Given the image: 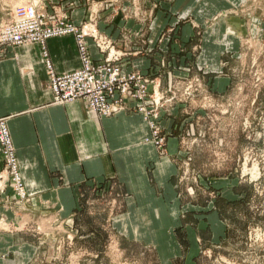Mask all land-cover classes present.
<instances>
[{
  "label": "rangeland",
  "instance_id": "obj_1",
  "mask_svg": "<svg viewBox=\"0 0 264 264\" xmlns=\"http://www.w3.org/2000/svg\"><path fill=\"white\" fill-rule=\"evenodd\" d=\"M29 1L0 0L4 13L0 24L16 5ZM232 1L202 21L185 10L172 12L174 19L161 29L158 41L173 45L175 64L164 66L160 78L131 68L148 79L147 99L140 103L143 110L137 109L139 99L123 102V108L133 102L131 110L147 127L141 140L150 141L161 154L167 138L176 137L178 196L197 204L215 198L225 224L218 241L209 242L207 233L201 232L197 251L188 258L181 251L171 264H264V0ZM87 2L88 10L95 13L108 5L139 22L147 23L153 16V6L143 8L142 0ZM206 8L201 4L196 12L203 14ZM219 20L225 28L218 39L222 49L217 64L210 66L213 51L202 54L200 61L198 56L203 34L212 24L215 31ZM185 50L192 54L187 61L182 57ZM224 189L236 196L230 197ZM24 193L18 199L14 190L0 191V232L28 234V244L16 257L9 251L2 260L5 264H163L153 248L126 240L120 228L107 220V213L111 218L121 213L127 195L123 190L88 200L76 225L70 218L60 220L56 205H40L36 195L25 189Z\"/></svg>",
  "mask_w": 264,
  "mask_h": 264
},
{
  "label": "crops",
  "instance_id": "obj_2",
  "mask_svg": "<svg viewBox=\"0 0 264 264\" xmlns=\"http://www.w3.org/2000/svg\"><path fill=\"white\" fill-rule=\"evenodd\" d=\"M211 1L142 0L143 8L153 6V16L147 23L117 14L107 5L95 13V23L115 47L124 51L120 58L123 72L136 68L160 78L164 66L172 68L175 64L173 45L166 40L158 41L161 29L174 19L171 13L185 10L202 21L234 2ZM87 3V0H41L38 7L47 14L56 11L79 23L89 13ZM201 4L207 5V11L199 15L196 8ZM2 20L4 13L0 8ZM216 24L215 31L212 24L203 34L198 56L200 61L202 54L213 51V65L205 60L210 66L217 64L222 49L218 39L225 29L222 20ZM188 29L187 26V33ZM86 42L90 56L99 58L91 39ZM234 44L233 41L231 47ZM43 49L45 57L37 43L0 48V116L9 126L23 188L36 195L40 205H56L59 219L70 218L75 225L93 198L110 190H123L127 195L121 213L112 218L107 213V220L120 228L126 240L153 248L163 264H171L179 253L184 252L188 258L197 251V235L201 232L207 233L209 242L218 241L225 224L219 216L217 200L197 204L178 196L174 182L179 152L176 137L167 138L165 154L150 141H142L147 127L141 115L131 110L132 101L110 116L96 115L80 100L53 102L44 58L56 73L77 68L79 58L72 34L47 38ZM191 55L185 50L182 57L187 61ZM1 163L0 159V167ZM223 191L230 197L236 196L230 190ZM6 215L14 219L11 213ZM27 235L21 231L0 232V264H5L2 260L9 251L13 250L16 257L24 249Z\"/></svg>",
  "mask_w": 264,
  "mask_h": 264
},
{
  "label": "built area",
  "instance_id": "obj_3",
  "mask_svg": "<svg viewBox=\"0 0 264 264\" xmlns=\"http://www.w3.org/2000/svg\"><path fill=\"white\" fill-rule=\"evenodd\" d=\"M72 34L77 48L79 66L73 70L56 73L48 59L44 58L47 86L53 102L82 101L88 110L98 116H110L123 108L126 98L139 99L138 110L147 99L148 79L138 71L121 70L122 52L114 48L112 40L102 33L95 23V12L74 23L66 16L47 14L35 5H19L0 24V48L25 43L41 46L47 38ZM90 38L100 53L92 58L86 39ZM141 99V101H140ZM0 191L14 190L18 199L24 197V188L15 159L14 147L6 126L0 116ZM20 200L17 201L19 203Z\"/></svg>",
  "mask_w": 264,
  "mask_h": 264
},
{
  "label": "bare ground",
  "instance_id": "obj_4",
  "mask_svg": "<svg viewBox=\"0 0 264 264\" xmlns=\"http://www.w3.org/2000/svg\"><path fill=\"white\" fill-rule=\"evenodd\" d=\"M21 0H12V2H20ZM27 3H29V4H26V5H35V6H39L38 5V2H33V1H30V2H27ZM19 5H21V4H19ZM19 5H16L15 7H14V9L17 7V6H19ZM39 8V7H38ZM13 9V10H14ZM5 122H6V120H5ZM6 126H7V123H6ZM9 127V126H8ZM8 127H7V129H8ZM9 131V130H8ZM10 132V131H9ZM11 138V137H10ZM12 145H13V143H12ZM14 153H15V150H14ZM15 159H16V156H15ZM16 163H17V161H16ZM17 168H18V165H17ZM18 172H19V169H18ZM19 177L21 178V176H20V173H19Z\"/></svg>",
  "mask_w": 264,
  "mask_h": 264
}]
</instances>
